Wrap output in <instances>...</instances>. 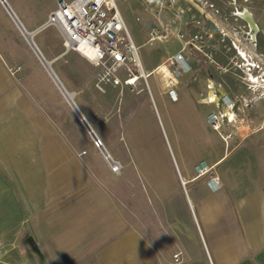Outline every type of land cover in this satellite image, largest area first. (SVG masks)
I'll return each mask as SVG.
<instances>
[{"label":"crops","instance_id":"obj_1","mask_svg":"<svg viewBox=\"0 0 264 264\" xmlns=\"http://www.w3.org/2000/svg\"><path fill=\"white\" fill-rule=\"evenodd\" d=\"M42 1L6 0L27 33L45 26L60 0L44 8ZM209 1V8L194 7L195 20L187 14L181 23L169 24L170 12L154 15L144 0L143 24L211 32L207 49L226 38L264 70L259 50L264 46V0ZM190 4L179 0L180 6ZM51 27L35 33L36 45L40 32ZM17 43L30 46L0 2V238L5 264H264V85L256 87L240 72L221 75L196 54L189 60L192 70L175 87L178 100L172 101L165 84L163 88L153 78L155 97L150 85L154 72L144 67L152 73V102L142 98L116 108L125 131L135 119L142 137L132 156L123 154L121 145L110 149L120 159L134 160L132 179L124 177L128 170L115 176L107 168L101 180L55 129L31 85L11 70L15 58L8 51ZM226 58L218 47L216 59ZM225 97L236 107L227 108ZM211 114L220 118L227 142L210 125ZM159 117L173 137L172 152L150 143L146 135L144 126ZM201 164L212 168V176L197 173ZM213 176L219 178L218 188L209 183Z\"/></svg>","mask_w":264,"mask_h":264},{"label":"rangeland","instance_id":"obj_2","mask_svg":"<svg viewBox=\"0 0 264 264\" xmlns=\"http://www.w3.org/2000/svg\"><path fill=\"white\" fill-rule=\"evenodd\" d=\"M50 1L43 0L40 2V7L44 8ZM118 6L136 45L139 47L143 66L147 71L154 72L150 77V85L155 97H159L153 78L157 79L162 86L164 80L162 75L155 72V70L158 66L164 65L176 49H183L184 45L171 38L174 35L173 33L169 34L163 43L148 42L149 29L148 26L143 24V20L146 18L144 0H119ZM53 27L49 28L48 32H40L41 35L39 34L40 36L37 38L40 40H37V45L47 61L52 63L53 70L67 91L74 96L75 103L93 128L96 136L92 137L88 133L28 44L17 43L15 46L10 47L8 53L15 58L11 70L20 72L21 80H25L26 84L31 85L33 97L39 102L55 129L63 134L70 148L80 151L81 159L97 172L99 179L105 180L106 169H111V164L105 159L102 152V148L103 151L105 148L114 160L121 165L120 173H114L111 169L112 173L118 176L122 170H128L130 172L124 177L131 181L133 175L130 173L134 172V160L131 157L120 159V157L112 154L111 150H119V145H121L123 154L127 152L132 156L134 143L142 137V125L134 119L125 131L127 124L119 120L121 112L116 108H119L122 103L135 102L142 98L152 102L150 93L147 90L141 93L128 89L120 91L119 88H110L106 94L98 92L94 88L96 68L79 52L67 50L59 31ZM259 50L264 52V46L259 47ZM186 52L189 53L188 49H186ZM196 54L198 55V53H194V56ZM201 64H204L205 71L208 70L209 73L212 71L206 63ZM261 73H263L264 78L262 68ZM211 77L216 80L219 76L211 72ZM246 84L248 83L246 82ZM255 84L256 87L261 84L264 85V81ZM144 127H146V135L150 143L159 144L172 152L174 147L173 137L163 119L159 117L150 125ZM120 131H122V139L119 143ZM94 139H99L103 143V147L97 148ZM128 191L132 193L131 190Z\"/></svg>","mask_w":264,"mask_h":264},{"label":"built area","instance_id":"obj_3","mask_svg":"<svg viewBox=\"0 0 264 264\" xmlns=\"http://www.w3.org/2000/svg\"><path fill=\"white\" fill-rule=\"evenodd\" d=\"M119 0H73L68 2L60 0L57 9L49 18V26H56L63 36L64 46L67 50L82 54L96 68L94 88L106 94L108 89H125L141 93L147 90L150 93L148 79L152 73L144 69L139 47L136 45L118 6ZM147 11L154 15L170 12L172 18L169 24L181 23L185 15L193 13L194 7L206 9L211 7L209 0H190V5L180 6L179 0H145ZM165 27V26H164ZM149 43H155L174 34L184 45L176 54L168 58L167 62L156 69L160 73L167 88V94L172 101L178 100L175 87L179 79L192 69L190 58L194 53L204 56L205 61L221 75L243 73L253 84L264 81L261 66L250 56L236 51L226 38H220L217 43L207 49V44L213 37L211 32H198L190 34L184 30L173 31L170 27L164 30L158 26L149 25ZM221 47L227 58L225 62L216 59L217 48ZM188 49L189 53L186 52ZM223 103L227 108H235L234 101L225 97ZM208 121L227 142L229 136L221 134L222 124L220 118L211 114ZM95 140V146L102 148L103 143ZM114 173H120L121 165L111 164ZM199 175L213 174L212 168L206 164L197 167ZM215 188L219 187V178L211 177L209 180ZM4 243L0 238V264L4 263ZM180 254L175 255V261H180Z\"/></svg>","mask_w":264,"mask_h":264},{"label":"water","instance_id":"obj_4","mask_svg":"<svg viewBox=\"0 0 264 264\" xmlns=\"http://www.w3.org/2000/svg\"><path fill=\"white\" fill-rule=\"evenodd\" d=\"M0 1L3 4L6 3L7 9L9 11V13L12 15V17L15 19V21H17L18 24L21 25L20 21L18 20V18L14 14V12L11 10V8L7 4L6 0H0ZM48 25L49 24L47 23L45 26L41 27L38 31L42 30L44 27H46ZM21 27L23 28L22 25H21ZM23 30H24V28H23ZM38 31H36V32H38ZM24 32H25V37L27 38V41L29 42L31 48L33 49V51L35 52V54L37 55V57L39 58V60L43 64V66L45 67V69L48 71L49 75H51L52 79L55 81V83H56L57 87L59 88V90L66 97V99L69 102L70 106L76 112L77 116L81 119V121L85 122V124H84L85 125V128L89 131L90 134H94L91 126L89 125V123L87 122V120L85 119V117L83 116V114L80 111V109L78 108L77 104L75 103V101L72 98L69 97V93H68L67 89L65 88V86L63 85V83L61 82V80L59 79V77L57 76V74L55 73V71L53 70V68L51 66L52 63L49 62V61H47L45 59V57L43 56V54L41 53V51L39 50V48L37 47V45L33 41V36L35 35L36 32H34V33H27L25 30H24Z\"/></svg>","mask_w":264,"mask_h":264},{"label":"bare ground","instance_id":"obj_5","mask_svg":"<svg viewBox=\"0 0 264 264\" xmlns=\"http://www.w3.org/2000/svg\"><path fill=\"white\" fill-rule=\"evenodd\" d=\"M1 2V1H0ZM1 4L2 5H4L6 8H7V5H6V3H2L1 2ZM241 15V14H240ZM14 19V18H13ZM15 20V19H14ZM17 24H18V22L17 21H15ZM19 25V24H18ZM253 25V24H252ZM19 27L22 29V31H23V33H24V35H25V32H24V30H23V28L21 27V25H19ZM51 76V75H50ZM55 82V81H54ZM62 93V92H61ZM69 93V92H68ZM62 95H63V93H62ZM64 96V95H63ZM65 97V96H64ZM69 97L70 98H72L73 100H74V96L72 95V94H70L69 93ZM66 98V97H65ZM67 100V99H66ZM68 102V101H67ZM69 103V102H68ZM76 113V112H75ZM84 116V115H83ZM80 119V118H79ZM80 121H81V119H80ZM82 122V124L84 125L85 124V122H83V121H81ZM85 126V125H84ZM87 130V129H86ZM88 131V130H87ZM94 132V131H93ZM88 133H89V131H88ZM90 134V133H89ZM94 134H95V132H94ZM94 134H90L92 137H95V135ZM102 152H103V154L105 155V159L110 163V164H112L113 165V163H115V160L114 159H112L111 158V156L106 152V150H105V148H104V151H103V148H102ZM109 155V156H108Z\"/></svg>","mask_w":264,"mask_h":264}]
</instances>
